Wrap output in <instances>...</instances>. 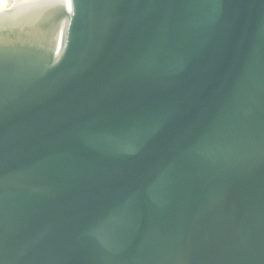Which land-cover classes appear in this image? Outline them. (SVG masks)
I'll return each mask as SVG.
<instances>
[{"label":"water","instance_id":"1","mask_svg":"<svg viewBox=\"0 0 264 264\" xmlns=\"http://www.w3.org/2000/svg\"><path fill=\"white\" fill-rule=\"evenodd\" d=\"M72 2L0 31V264H264V0Z\"/></svg>","mask_w":264,"mask_h":264},{"label":"bare ground","instance_id":"2","mask_svg":"<svg viewBox=\"0 0 264 264\" xmlns=\"http://www.w3.org/2000/svg\"><path fill=\"white\" fill-rule=\"evenodd\" d=\"M72 0H0V31L15 27L31 35L39 44L46 43L54 60L65 48V34L73 12ZM63 10V13H61ZM49 29V30H48ZM48 30L47 42L43 34Z\"/></svg>","mask_w":264,"mask_h":264},{"label":"rangeland","instance_id":"3","mask_svg":"<svg viewBox=\"0 0 264 264\" xmlns=\"http://www.w3.org/2000/svg\"><path fill=\"white\" fill-rule=\"evenodd\" d=\"M4 18H5L4 16H1V15H0V19H4ZM48 30H49V29H48ZM48 30H46V34H45V35L43 34V38H42V39H43V41H45V42H47V40H48V37H47V36L49 35ZM30 36H31V35H30Z\"/></svg>","mask_w":264,"mask_h":264}]
</instances>
